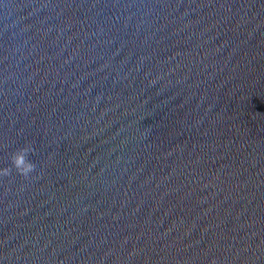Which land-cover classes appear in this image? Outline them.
Here are the masks:
<instances>
[{
    "label": "water",
    "instance_id": "1",
    "mask_svg": "<svg viewBox=\"0 0 264 264\" xmlns=\"http://www.w3.org/2000/svg\"><path fill=\"white\" fill-rule=\"evenodd\" d=\"M4 168L0 264H264V0H0Z\"/></svg>",
    "mask_w": 264,
    "mask_h": 264
},
{
    "label": "clouds",
    "instance_id": "2",
    "mask_svg": "<svg viewBox=\"0 0 264 264\" xmlns=\"http://www.w3.org/2000/svg\"><path fill=\"white\" fill-rule=\"evenodd\" d=\"M28 152H29L28 148H23L19 150L12 158L15 168L22 175H25V176H27L35 168V164L27 159ZM9 171L10 170L8 168L0 169V175H7Z\"/></svg>",
    "mask_w": 264,
    "mask_h": 264
}]
</instances>
